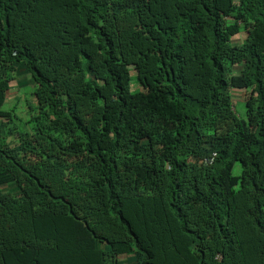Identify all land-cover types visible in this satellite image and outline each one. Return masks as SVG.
Masks as SVG:
<instances>
[{"label": "trees", "instance_id": "16d2710c", "mask_svg": "<svg viewBox=\"0 0 264 264\" xmlns=\"http://www.w3.org/2000/svg\"><path fill=\"white\" fill-rule=\"evenodd\" d=\"M0 264H264V0H0Z\"/></svg>", "mask_w": 264, "mask_h": 264}, {"label": "rangeland", "instance_id": "374dc122", "mask_svg": "<svg viewBox=\"0 0 264 264\" xmlns=\"http://www.w3.org/2000/svg\"><path fill=\"white\" fill-rule=\"evenodd\" d=\"M243 39H244V34L241 35V37L238 36L237 42H238V40L239 41H243ZM12 83H13L14 88H11L9 99L6 102L4 108H6L8 110L9 109H15V113H16L15 115H17L18 117L14 119V121L12 122L11 125L23 128V124L28 119V115L26 116V120H21L20 118L25 117V114L27 113V111L30 108V101H26V99H30V97H31L30 96V91H32L35 87L33 85H31V86H27V87H22L19 90L16 87L17 85H15L16 82L13 81ZM242 95H243V93L235 94L234 95V99L240 101L241 98L244 99V96H242ZM24 104H26V106H27V111H26V107H25ZM235 108H236V110H237L239 115H241V116L245 115V107H244V102L243 101L236 103ZM234 173L235 174H240V166L239 165L236 166Z\"/></svg>", "mask_w": 264, "mask_h": 264}, {"label": "crops", "instance_id": "0c3cea01", "mask_svg": "<svg viewBox=\"0 0 264 264\" xmlns=\"http://www.w3.org/2000/svg\"><path fill=\"white\" fill-rule=\"evenodd\" d=\"M12 88H13V87H12ZM235 94H240V93H239V92H237V93L235 92ZM233 97H234V96H233ZM241 100H243V102H244V99H243V98H242ZM241 100H240V101H241Z\"/></svg>", "mask_w": 264, "mask_h": 264}]
</instances>
